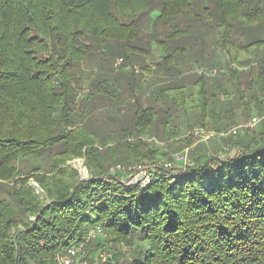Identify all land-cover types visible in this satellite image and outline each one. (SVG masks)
Listing matches in <instances>:
<instances>
[{"label": "trees", "instance_id": "trees-1", "mask_svg": "<svg viewBox=\"0 0 264 264\" xmlns=\"http://www.w3.org/2000/svg\"><path fill=\"white\" fill-rule=\"evenodd\" d=\"M152 51L147 85L135 65ZM189 53L246 71L229 88ZM235 108L264 116V0H0V264H60L81 244L91 263L264 264V120L208 143L190 132L235 126ZM172 109L195 114L186 137ZM189 146L186 171L156 161ZM139 163L146 187L110 174Z\"/></svg>", "mask_w": 264, "mask_h": 264}, {"label": "rangeland", "instance_id": "rangeland-1", "mask_svg": "<svg viewBox=\"0 0 264 264\" xmlns=\"http://www.w3.org/2000/svg\"><path fill=\"white\" fill-rule=\"evenodd\" d=\"M142 31H143V33H148L149 30L144 26L142 28ZM194 33L197 34L198 33V30H196ZM207 37H208V39L210 37L213 38V35L212 36H207ZM213 50H212V53H213ZM219 50L217 51V49H216V52L219 53V57L220 56H223V51H219ZM160 54H163V52L160 53L159 51H152V54L151 55H154V58H151V57L146 58L145 65H142V66L141 65H135L136 73L139 74V75L140 74L143 75V77H144L143 80L146 81V84L149 83L148 82L149 80H152L153 79L152 78V75L149 74V70H153L155 68L156 64L159 61L158 59L161 58V55ZM184 58H185V60L183 59L184 63L187 66H189L190 69H193L194 71H198L199 73H202V72L203 73H206V75H209V76H216V77H220L221 76L220 79L223 80V84L225 86H228L229 88H230V85H231V81H230L231 73H230V70L232 71V69H238V71H240L241 73H242V71H246L245 68H243V67H235V65L229 66V67L226 66L223 69H219L218 68V69H215L213 71H209L207 69V67H205V66H203V67L200 68V65H205L204 64V61L203 60L202 61H198L197 58L194 57V56H192L191 53L187 54V56H185ZM95 63H97V62H93V64H95ZM122 63H123L122 61H117V62H114L113 63V65L115 64V69L117 71H118V68H120V66L122 65ZM82 69H86L85 66H83ZM98 70L99 69L96 66H93L92 68H90L89 73H91V75L88 78L86 77L87 76V72L85 73L84 81H83V86H82L83 87V90L80 92V94H81L82 97L85 94L88 93V90H89L88 84H92V82L94 80L93 78H95L96 76H98L100 74V71H98ZM186 73H194V72L187 71ZM167 80L168 79H165V80L158 79V82L167 81ZM153 83H155V82H153ZM153 83H151V84H153ZM219 99H220V102L221 101L222 102H225V98H223L222 96L219 97ZM231 101H232V103H234V102L236 103V99L234 98L233 95H231ZM109 109L110 108H105L103 110H97L95 112V114H94V117L102 116L104 118V116H108L109 115L108 113H110ZM235 112H236V119L235 120L238 121L237 122L238 124H236L235 126H230V128H228V129H225L224 130L225 132H228V131H230V130H232L234 128H240L239 131H243V129H245V127L246 128H250V127H248V125L251 123V121H252L253 118H261V119L264 120V116H257L256 114L253 115L251 118H248L247 115L245 113H243L241 111V109H239V108L238 109L235 108ZM171 115H172L173 118L178 117V120L179 121H177L176 124L177 125L179 124V126H178L179 127V129H178L179 130V135L181 137H186L189 134V131H190V130L187 129V124L188 123L189 124L194 123V121H195V114L193 112L183 113V111H175L174 109H172ZM200 131H204V128H202V127H194L190 131V132H194V136L196 137V140H197L196 141V144H198V143H208L209 141H215V139L205 140L203 137H201V136H199V134H197V132H200ZM208 131H211V130H207V132ZM220 132H223V131H220ZM238 134H239V132H238ZM148 141L149 142L156 141L159 144H161L162 147H168V145H169V142H162V141H160V139L157 137V135L156 136L153 135V137H151ZM217 142L220 143L221 141H217ZM189 147L191 148V150H193L195 146H189ZM186 148H188V147H186ZM164 150H166V148H164ZM181 151L169 152V155L168 156H163V158L158 159L156 161L162 162V160H163V161L167 162V161L171 160V158H172V156L174 154L179 153ZM234 154L235 153H232L231 155H234ZM218 156L220 157V154L219 153H218ZM144 161H147L146 163H150L153 160L146 159ZM71 163H72L73 167L76 168L79 171V173H80V175H81L82 178H88L89 177V171H88L87 167L85 166L84 159H76V160L72 161ZM139 164H142V163H139ZM139 164H137V165H139ZM119 165L121 166V170L120 171L123 172L124 175H118L117 174V171H115ZM135 166L133 165L132 167H135ZM128 168H130V167L125 166V165H121V164L114 165L110 169V174L115 175V176L118 175L122 180H126L125 177L126 178L129 177V175H128ZM123 169H124V171H123ZM85 255H86V258H87L88 257L87 256L88 255V252L87 251H85ZM87 260L90 262V260L88 258H87ZM90 264H100L99 261H98V256H96V261H94V263H91L90 262Z\"/></svg>", "mask_w": 264, "mask_h": 264}, {"label": "built area", "instance_id": "built-area-1", "mask_svg": "<svg viewBox=\"0 0 264 264\" xmlns=\"http://www.w3.org/2000/svg\"><path fill=\"white\" fill-rule=\"evenodd\" d=\"M263 119L261 118H253L251 123L248 125L250 128L256 127ZM240 128H234L228 132H212L207 133L204 131L197 132L199 136L203 137L205 140H211L216 138H223L227 137L230 134L237 135ZM191 148H186L182 150L179 153H176L172 156L170 161L164 162L163 167L166 169H175L174 172L179 171H186L189 166H191L190 161V153ZM121 166L119 165L115 171H120ZM131 173L129 174L128 181L126 184L128 185H140L141 187L148 186L151 181L153 180V176L151 172L148 169V166H145L143 164H140L138 166L133 167L132 169H129ZM179 170V171H178ZM124 171V169H123ZM114 172V171H113ZM102 236V230L100 228H97L96 230L91 231L88 241L96 240L98 237ZM112 258V255L102 250L99 253V263L100 264H108L110 259ZM60 264H90V262L87 260L85 255V245L81 244L80 246L73 247L69 254L63 255L60 257Z\"/></svg>", "mask_w": 264, "mask_h": 264}, {"label": "water", "instance_id": "water-1", "mask_svg": "<svg viewBox=\"0 0 264 264\" xmlns=\"http://www.w3.org/2000/svg\"><path fill=\"white\" fill-rule=\"evenodd\" d=\"M88 178H83V180H87ZM88 180H91V179H88Z\"/></svg>", "mask_w": 264, "mask_h": 264}]
</instances>
